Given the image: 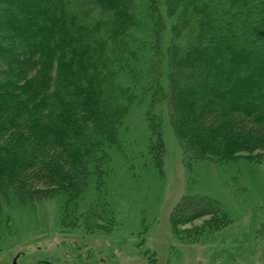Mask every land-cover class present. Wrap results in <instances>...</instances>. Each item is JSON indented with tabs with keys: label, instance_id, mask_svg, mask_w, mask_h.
Segmentation results:
<instances>
[{
	"label": "trees",
	"instance_id": "obj_1",
	"mask_svg": "<svg viewBox=\"0 0 264 264\" xmlns=\"http://www.w3.org/2000/svg\"><path fill=\"white\" fill-rule=\"evenodd\" d=\"M141 24L145 41L134 34ZM145 49L157 55L150 67ZM148 99L159 172L163 122L153 110L164 102L188 165L264 156V0H0V225L14 201L62 196L64 225L95 228L80 200L93 176L102 184L134 103ZM225 218L216 200L190 196L171 221L195 242Z\"/></svg>",
	"mask_w": 264,
	"mask_h": 264
},
{
	"label": "rangeland",
	"instance_id": "obj_2",
	"mask_svg": "<svg viewBox=\"0 0 264 264\" xmlns=\"http://www.w3.org/2000/svg\"><path fill=\"white\" fill-rule=\"evenodd\" d=\"M147 28L141 24L136 29L137 39L149 37ZM170 43L169 27L159 60L167 62ZM146 50L142 67L157 59ZM142 102L134 103L120 127L118 145L108 149L102 184L93 176L80 200V211L93 206L96 229L85 230L83 221L82 226L64 225L62 196L14 201L3 209L0 264H264V156L247 152L236 162L188 165L168 106L158 102L153 114L161 117L165 144L159 172L149 155V99ZM190 196L216 200L226 215L225 224L195 242L176 236L171 221L174 209ZM209 218L180 227L181 234Z\"/></svg>",
	"mask_w": 264,
	"mask_h": 264
}]
</instances>
